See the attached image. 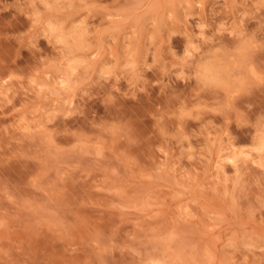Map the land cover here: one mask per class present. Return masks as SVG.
Listing matches in <instances>:
<instances>
[{"label": "rangeland", "instance_id": "374dc122", "mask_svg": "<svg viewBox=\"0 0 264 264\" xmlns=\"http://www.w3.org/2000/svg\"><path fill=\"white\" fill-rule=\"evenodd\" d=\"M0 264H264V0H0Z\"/></svg>", "mask_w": 264, "mask_h": 264}, {"label": "bare ground", "instance_id": "6f19581e", "mask_svg": "<svg viewBox=\"0 0 264 264\" xmlns=\"http://www.w3.org/2000/svg\"><path fill=\"white\" fill-rule=\"evenodd\" d=\"M225 160H227V159H225ZM228 160H230L229 157H228ZM230 161H231V160H230Z\"/></svg>", "mask_w": 264, "mask_h": 264}]
</instances>
